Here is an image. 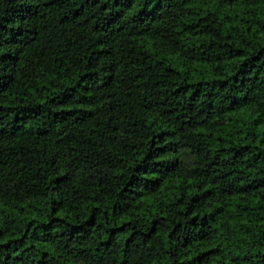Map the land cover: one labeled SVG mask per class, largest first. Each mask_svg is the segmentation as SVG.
Returning <instances> with one entry per match:
<instances>
[{"label":"trees","instance_id":"trees-1","mask_svg":"<svg viewBox=\"0 0 264 264\" xmlns=\"http://www.w3.org/2000/svg\"><path fill=\"white\" fill-rule=\"evenodd\" d=\"M0 264H264V0H0Z\"/></svg>","mask_w":264,"mask_h":264}]
</instances>
